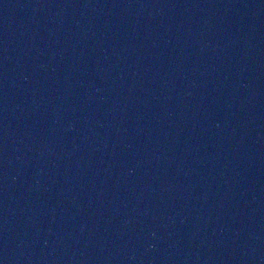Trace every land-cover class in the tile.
<instances>
[{"label":"water","instance_id":"95a60500","mask_svg":"<svg viewBox=\"0 0 264 264\" xmlns=\"http://www.w3.org/2000/svg\"><path fill=\"white\" fill-rule=\"evenodd\" d=\"M2 264H264V0H0Z\"/></svg>","mask_w":264,"mask_h":264},{"label":"snow or ice","instance_id":"6c2138e0","mask_svg":"<svg viewBox=\"0 0 264 264\" xmlns=\"http://www.w3.org/2000/svg\"><path fill=\"white\" fill-rule=\"evenodd\" d=\"M0 264H2V262H0Z\"/></svg>","mask_w":264,"mask_h":264}]
</instances>
